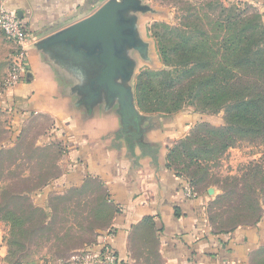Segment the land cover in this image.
<instances>
[{
	"label": "crops",
	"instance_id": "1",
	"mask_svg": "<svg viewBox=\"0 0 264 264\" xmlns=\"http://www.w3.org/2000/svg\"><path fill=\"white\" fill-rule=\"evenodd\" d=\"M106 1L0 0L31 35L27 73L16 87L4 90L15 45L0 29V106L11 112L14 125L37 114L49 117L53 124L50 140L60 143L62 154L57 162L61 174L54 183L57 190L80 188L90 180L102 184L114 212L111 225L99 234L96 244L108 240L119 264L136 261L131 246L147 234L156 245L159 264H219L225 260L250 264L251 254L264 247V218L252 226L216 231L207 213L210 197L199 192L195 198L187 197L185 188L190 182L168 166L172 144L189 135L205 115L145 113L135 101L141 119L125 123L119 103L85 101L80 87L86 79L79 71L37 48L40 40L89 16ZM225 1L252 4L264 20V0ZM147 14L139 21L143 37ZM150 39L145 38L151 42L150 60L133 54L138 60L133 84L140 63L153 61L156 43ZM7 254L0 242V264H8Z\"/></svg>",
	"mask_w": 264,
	"mask_h": 264
},
{
	"label": "rangeland",
	"instance_id": "2",
	"mask_svg": "<svg viewBox=\"0 0 264 264\" xmlns=\"http://www.w3.org/2000/svg\"><path fill=\"white\" fill-rule=\"evenodd\" d=\"M142 2L155 10L143 19L144 37L149 40L160 35L165 24H183L185 16L192 12L209 23L217 15L211 7L238 5L250 13L261 12L252 4L225 0ZM159 57L158 48L153 45V61L141 62L137 77L148 70H173ZM182 82L185 85L186 81ZM178 102L182 104L181 111L205 115L201 122L210 123L207 124L210 127L225 123L224 110L207 109L205 101L189 97V92ZM52 125L49 117L41 114L14 125L11 112L0 106V242L7 247L8 264L65 258L75 250L98 243L99 234L112 222L114 205L107 201L105 189L98 180H90L80 188L57 190L54 183L61 174L57 162L62 154L60 143L50 140ZM196 127L184 140L188 146L192 145L188 152L183 149V140L172 144L169 149L174 150L172 167L188 179L196 192L210 197L207 213L216 231L255 225L264 218V138L239 136L224 152L203 154L194 135L197 133L209 141L213 138L209 130L212 128L198 131ZM193 153L200 156L195 157ZM149 239L147 234L132 244V256L136 260L133 264H159L156 245ZM250 264H264V247L251 254Z\"/></svg>",
	"mask_w": 264,
	"mask_h": 264
},
{
	"label": "trees",
	"instance_id": "3",
	"mask_svg": "<svg viewBox=\"0 0 264 264\" xmlns=\"http://www.w3.org/2000/svg\"><path fill=\"white\" fill-rule=\"evenodd\" d=\"M211 9L217 15L209 23L192 12L185 16L183 24H165L160 35L151 34L160 61L173 70L144 71L135 80L136 101L145 113H178L182 110L178 101L187 92L189 97L205 101L207 109L225 111L224 124L210 127V123L201 122L195 126L198 131L212 128L209 130L213 138L209 141L194 135L203 154L222 153L239 136L264 138L263 14L250 13L238 5ZM182 81H186L185 85ZM177 82L182 83L179 86ZM165 99L171 102L166 104ZM187 137L181 140L188 152L192 145L185 143ZM173 151L167 155L169 167Z\"/></svg>",
	"mask_w": 264,
	"mask_h": 264
},
{
	"label": "water",
	"instance_id": "4",
	"mask_svg": "<svg viewBox=\"0 0 264 264\" xmlns=\"http://www.w3.org/2000/svg\"><path fill=\"white\" fill-rule=\"evenodd\" d=\"M148 12L155 10L142 0H107L89 16L36 46L79 71L86 79L80 87L85 101L117 102L124 122L133 123L141 119L132 83L138 64L133 54L150 60L151 42L145 40L139 26L140 16Z\"/></svg>",
	"mask_w": 264,
	"mask_h": 264
},
{
	"label": "built area",
	"instance_id": "5",
	"mask_svg": "<svg viewBox=\"0 0 264 264\" xmlns=\"http://www.w3.org/2000/svg\"><path fill=\"white\" fill-rule=\"evenodd\" d=\"M0 29L5 37L15 45L11 54L10 68L3 81V89L10 90L16 87L27 73L29 55L27 44L31 35L25 23L2 3H0ZM185 191L189 198L197 196L191 184L186 186ZM42 264H119V260L108 240H105L102 245L87 246L73 251L65 258L49 259L43 261ZM219 264H237V262L225 260Z\"/></svg>",
	"mask_w": 264,
	"mask_h": 264
}]
</instances>
